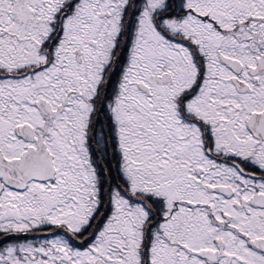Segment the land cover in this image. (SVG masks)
I'll return each instance as SVG.
<instances>
[{"label":"snow or ice","instance_id":"snow-or-ice-1","mask_svg":"<svg viewBox=\"0 0 264 264\" xmlns=\"http://www.w3.org/2000/svg\"><path fill=\"white\" fill-rule=\"evenodd\" d=\"M0 264H264V0H0Z\"/></svg>","mask_w":264,"mask_h":264}]
</instances>
